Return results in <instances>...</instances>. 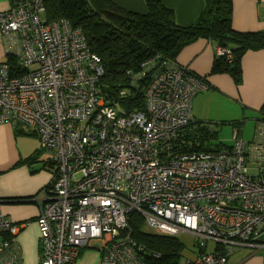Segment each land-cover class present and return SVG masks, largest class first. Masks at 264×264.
<instances>
[{"label":"built area","instance_id":"obj_1","mask_svg":"<svg viewBox=\"0 0 264 264\" xmlns=\"http://www.w3.org/2000/svg\"><path fill=\"white\" fill-rule=\"evenodd\" d=\"M45 1L10 0L0 12L6 55L29 68L15 75L0 62V124L34 130L50 154L35 219L38 264H81L92 249L97 264H145L142 246L121 234L133 211L164 234L215 242L196 264H226L237 247H264V119L252 141L234 130L230 148H178L192 97L207 87L155 54L126 70L131 87L146 82L145 112L120 114L96 90L103 67L84 32L65 19L46 22ZM216 55L232 57L220 46ZM1 201L0 264H23L16 236L30 221L6 219Z\"/></svg>","mask_w":264,"mask_h":264},{"label":"trees","instance_id":"obj_2","mask_svg":"<svg viewBox=\"0 0 264 264\" xmlns=\"http://www.w3.org/2000/svg\"><path fill=\"white\" fill-rule=\"evenodd\" d=\"M145 1L148 9L145 14L127 11L111 0H46L44 3L46 22L65 19L72 27L82 29L90 50L100 57L103 67L96 90L108 104L117 108L120 114L145 112L146 82L142 81L139 85L131 87L126 70H137L144 60L155 54L175 61L186 45L199 38L211 39L217 47L228 48L232 57L229 59L224 55H216L208 75L226 74L237 86L242 81L241 60L245 52L264 49V29L238 31L233 27L232 0H205L204 11L188 26L178 25L173 11L160 0ZM5 62L9 64L12 74L19 75L29 71V68L19 64L12 55H6ZM192 75L203 85L212 87L208 82V75ZM225 123L240 131V124L236 121L212 124L193 119L180 132L177 139L178 148L184 151L230 148L231 143L216 141L218 132L215 127ZM17 126L21 131H29L22 124H16L15 127ZM42 151L40 147L28 159H39ZM47 160L49 159H43L45 165ZM49 186L48 184L46 187ZM121 234L129 235L142 246L139 254L145 264L191 262L186 261L187 258L183 254L184 244L177 236L148 229L138 211L129 214L128 225ZM195 240L199 258L211 251L197 238Z\"/></svg>","mask_w":264,"mask_h":264},{"label":"crops","instance_id":"obj_3","mask_svg":"<svg viewBox=\"0 0 264 264\" xmlns=\"http://www.w3.org/2000/svg\"><path fill=\"white\" fill-rule=\"evenodd\" d=\"M111 1L127 11L139 14H145L148 10L145 0ZM160 1L173 11L174 19L180 26L192 24L206 7L205 0ZM10 6V0H0V12ZM232 24L238 31L263 30L264 0H232ZM216 48L217 44L211 39H196L179 52L175 63L196 75H208L216 57ZM5 60L6 48L0 36V62ZM241 72L242 81L237 86L226 74L208 75V82L212 87L206 86L205 92L196 93L191 100L194 121L212 124L236 121L240 124V131L232 127V133L236 130L241 138L247 119L252 120L256 127L257 122L264 118V49L245 52L241 60ZM18 128L15 124H0L1 208L8 220L16 223L30 221L29 225L20 229L16 244L22 259L25 248L34 249L38 260L39 229L35 219L39 213L38 200L43 196V188L50 183L51 171L44 164L41 155L37 160L28 159L41 147L37 133L29 128L28 132ZM215 129L217 130L216 127ZM253 136L254 133L250 139H243L249 142L253 140ZM216 246L214 242L210 250H214ZM88 252H83L81 260ZM226 264H264V247H237L228 254Z\"/></svg>","mask_w":264,"mask_h":264},{"label":"rangeland","instance_id":"obj_4","mask_svg":"<svg viewBox=\"0 0 264 264\" xmlns=\"http://www.w3.org/2000/svg\"><path fill=\"white\" fill-rule=\"evenodd\" d=\"M189 73L192 74L191 72ZM199 94H202V92H199ZM238 110L239 112H241V109L239 107H238ZM254 129H255V125L253 121L250 119H247L244 123L242 134L240 135L245 140H248L252 137L254 133ZM217 132H218L217 137H216L217 142L221 141L224 144H230L232 142V126L231 125L227 123L222 124L220 127H217ZM40 155L43 157L44 160L50 157V154L46 152L45 150L42 151ZM146 227L148 229L154 230L147 224H146ZM175 236H177L179 240L184 244L183 254H184V257L187 258L186 261H191L189 264H195L197 259H199V252H198V246L196 245L197 243H196L194 235L186 233V232H180ZM203 244H205L206 248L210 250V248L214 245V242L207 240L203 242ZM93 246L100 247L101 241L100 240L94 241ZM88 251L89 252L86 255V257H84V259L81 260V264H97L99 261L98 250L92 249ZM23 264H38L37 254H36V251H34V249L28 250V249L23 248Z\"/></svg>","mask_w":264,"mask_h":264}]
</instances>
